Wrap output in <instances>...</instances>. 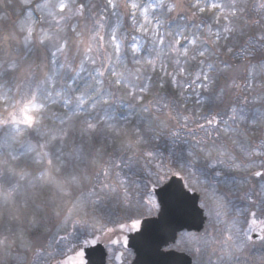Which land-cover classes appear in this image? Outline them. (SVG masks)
<instances>
[{
  "label": "snow or ice",
  "instance_id": "obj_1",
  "mask_svg": "<svg viewBox=\"0 0 264 264\" xmlns=\"http://www.w3.org/2000/svg\"><path fill=\"white\" fill-rule=\"evenodd\" d=\"M132 241L264 264V0H0V264Z\"/></svg>",
  "mask_w": 264,
  "mask_h": 264
},
{
  "label": "water",
  "instance_id": "obj_2",
  "mask_svg": "<svg viewBox=\"0 0 264 264\" xmlns=\"http://www.w3.org/2000/svg\"><path fill=\"white\" fill-rule=\"evenodd\" d=\"M178 183V181H176ZM172 226L177 230V235L184 232L188 233H197L200 234L204 231V228L201 227V221L198 219L193 222L188 217H180L172 215L170 217ZM207 221H204V225L206 226ZM132 251L135 254V259L132 264H190V261L193 264V260L190 256L184 253L175 252L169 257H158L155 256L150 247H144L142 251H136V241L131 242ZM101 246L97 245V250L92 253L93 258L99 259ZM91 264V261H90Z\"/></svg>",
  "mask_w": 264,
  "mask_h": 264
},
{
  "label": "trees",
  "instance_id": "obj_3",
  "mask_svg": "<svg viewBox=\"0 0 264 264\" xmlns=\"http://www.w3.org/2000/svg\"><path fill=\"white\" fill-rule=\"evenodd\" d=\"M182 135H184L183 133H182ZM207 225H208V223H207ZM209 226V225H208ZM207 226V227H208ZM183 235V237H189V238H191V239H193L192 241L193 242H191V247H188V249H194V248H196V247H198L199 246V241L196 239V237H200V236H202V235H205V232L204 233H202V234H200V235H198V234H188V233H184V234H182ZM186 238H184L183 240H178V244H179V242H183L184 243V240H185ZM188 254H190L192 257H193V259H194V264H197V258L195 257V256H193L192 254H191V252H188Z\"/></svg>",
  "mask_w": 264,
  "mask_h": 264
},
{
  "label": "rangeland",
  "instance_id": "obj_4",
  "mask_svg": "<svg viewBox=\"0 0 264 264\" xmlns=\"http://www.w3.org/2000/svg\"><path fill=\"white\" fill-rule=\"evenodd\" d=\"M208 226V225H207ZM208 228H209V231L211 232L212 231V229H211V227L210 226H208ZM184 238H186L185 240H184V243L183 242H179V245H180V247L182 248V249H188V247H191V242H193L192 240L193 239H191V238H189V237H184ZM178 252H183V253H188V252H184V251H178ZM133 258L134 257H132V261H133ZM132 263V262H131ZM109 264H113V262L112 261H110L109 262Z\"/></svg>",
  "mask_w": 264,
  "mask_h": 264
}]
</instances>
